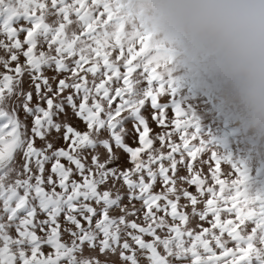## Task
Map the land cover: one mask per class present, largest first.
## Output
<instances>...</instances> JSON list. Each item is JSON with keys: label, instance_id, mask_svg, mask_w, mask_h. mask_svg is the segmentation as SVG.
<instances>
[{"label": "snow or ice", "instance_id": "1", "mask_svg": "<svg viewBox=\"0 0 264 264\" xmlns=\"http://www.w3.org/2000/svg\"><path fill=\"white\" fill-rule=\"evenodd\" d=\"M174 59L130 0H0V264H264V190Z\"/></svg>", "mask_w": 264, "mask_h": 264}, {"label": "clouds", "instance_id": "2", "mask_svg": "<svg viewBox=\"0 0 264 264\" xmlns=\"http://www.w3.org/2000/svg\"><path fill=\"white\" fill-rule=\"evenodd\" d=\"M139 20L203 74L264 138V0H130Z\"/></svg>", "mask_w": 264, "mask_h": 264}, {"label": "rangeland", "instance_id": "3", "mask_svg": "<svg viewBox=\"0 0 264 264\" xmlns=\"http://www.w3.org/2000/svg\"><path fill=\"white\" fill-rule=\"evenodd\" d=\"M171 67L177 88L171 99L191 114L199 126L200 137L208 147L220 156L228 157L233 163H242L248 169L250 191L264 190V138H257L252 130L235 119L234 113L222 102L220 94L206 76L191 69L180 57L174 59ZM167 99L165 96L163 101ZM145 114H148L147 110ZM167 117L169 120L173 117L171 110L167 111ZM80 127L83 128L82 125ZM150 127L154 132L161 130L155 123L150 122ZM128 142L132 144V139L129 138ZM202 171L207 175L208 166L205 165ZM221 173L222 179L229 178L224 174L230 173V165L222 163ZM183 174L185 172L181 171ZM189 191L194 192V187H190Z\"/></svg>", "mask_w": 264, "mask_h": 264}]
</instances>
